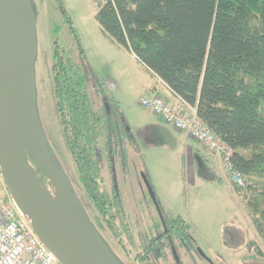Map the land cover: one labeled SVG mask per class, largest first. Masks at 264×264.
<instances>
[{"label": "trees", "instance_id": "1", "mask_svg": "<svg viewBox=\"0 0 264 264\" xmlns=\"http://www.w3.org/2000/svg\"><path fill=\"white\" fill-rule=\"evenodd\" d=\"M60 9L81 56L76 60L55 30L51 72L63 146L95 225L135 247L128 209L118 189L108 184L102 158L110 173L117 163L125 170L131 151L140 152L137 139ZM94 17L112 43L133 53L232 148L233 168L247 179L246 189L234 191L264 242V0H98ZM148 130L155 145L176 148L168 127L150 123ZM47 151L56 164L49 145ZM143 177L150 182L146 172ZM157 201L160 212L155 206L152 229L141 231L136 259L190 264L184 257L197 254L191 225ZM244 245L261 255L254 240Z\"/></svg>", "mask_w": 264, "mask_h": 264}, {"label": "rangeland", "instance_id": "2", "mask_svg": "<svg viewBox=\"0 0 264 264\" xmlns=\"http://www.w3.org/2000/svg\"><path fill=\"white\" fill-rule=\"evenodd\" d=\"M97 1L30 0L25 11L30 26H34V32L31 31V57L34 76V108L38 126L44 141L54 153L57 166L63 171L73 192L80 199L82 188L63 146L53 97L51 67L52 40L55 37V30L58 32L56 39L64 43L66 48H73L74 58L81 60L77 41L70 31L69 24L65 22L60 7L71 19L88 65L104 82L107 89L110 86L113 93L123 92L128 99V105L124 104L122 109L137 139L140 152L131 151L128 167L125 170L117 163L110 173L104 158H102V165L108 184H113L118 189L126 204L133 225L135 247H131L124 237L113 238L106 228L96 226L92 219L91 208L81 200L90 221L98 229L101 241L111 252L114 264H140L136 259L140 233L143 229L146 231L152 229V223L156 219L155 203L146 187L144 172L148 174L156 198L160 200L162 193L158 185L156 191L152 178L156 183L157 181L168 182L173 190L172 198L175 202L179 201L173 208L179 212L188 211L196 220L192 230L197 248H200L211 262L204 260L197 251L193 257H184L186 263L264 264V242L257 234L241 200L231 191L226 177L227 175L230 177V173L226 170L225 176L220 170L213 172L197 155L186 156L179 151L161 156L150 150L154 145L150 143L148 128L145 129L144 126L152 122L153 116L161 120L141 106L140 99L145 96L142 95L141 90L136 89L139 88L137 86L140 83L152 82V80L128 51L117 50L110 39L103 34L94 17ZM91 95L95 104L98 105L94 90H91ZM183 111L189 114L192 112L187 106ZM29 161L36 171L30 157ZM36 172L41 189L49 201L51 200L50 202H56L58 196L55 187L46 175L42 176L38 171ZM219 175L224 179L221 183L218 181ZM211 180L216 181L211 183ZM161 204L164 207L162 202ZM171 212L177 214L174 211ZM248 240H254L257 243L262 252L260 256L256 255L255 250L247 249L244 244ZM150 264L164 263L156 261Z\"/></svg>", "mask_w": 264, "mask_h": 264}, {"label": "water", "instance_id": "3", "mask_svg": "<svg viewBox=\"0 0 264 264\" xmlns=\"http://www.w3.org/2000/svg\"><path fill=\"white\" fill-rule=\"evenodd\" d=\"M30 0H0V170L7 188L41 242L61 264H114L111 252L86 214L81 199L54 164L34 108ZM35 43V38H34ZM33 159L57 191L50 202L40 187ZM148 192L160 212L149 180ZM199 254L208 256L197 248Z\"/></svg>", "mask_w": 264, "mask_h": 264}, {"label": "built area", "instance_id": "4", "mask_svg": "<svg viewBox=\"0 0 264 264\" xmlns=\"http://www.w3.org/2000/svg\"><path fill=\"white\" fill-rule=\"evenodd\" d=\"M183 104H186L182 100ZM145 109L156 115L171 130L184 131L207 149L218 154L230 173L233 189L243 191L247 179L233 168L232 148L214 131L201 122L193 107L190 114L184 106L176 107L161 96L151 95L140 99ZM0 264H61L41 242L30 220L12 198L0 170Z\"/></svg>", "mask_w": 264, "mask_h": 264}, {"label": "crops", "instance_id": "5", "mask_svg": "<svg viewBox=\"0 0 264 264\" xmlns=\"http://www.w3.org/2000/svg\"><path fill=\"white\" fill-rule=\"evenodd\" d=\"M111 44H114V43H111ZM114 46H116L117 50H119V51H128L125 48L120 47L116 44H114ZM128 52L131 54V56L133 57L135 62H137V64L139 66H142L144 68L146 74L149 76L150 80H152V82H148V81L145 82L144 81L145 83H140L137 86L139 88H137L136 90H141L140 92L142 93L143 96H146V95L147 96H151V95L162 96L167 101L171 102L174 106H184V107L186 106V104H183L181 98L176 96L160 78H158L157 76L152 74L144 65H142L140 62H138V60L136 59V57L133 53H131L130 51H128ZM108 90L120 102L121 107L123 109H124L125 105H128L127 104L128 99L126 98V96L123 92H118V94L116 92L113 93V90L110 88V86H108ZM187 106L190 107V105H188V104H187ZM153 118L154 119L152 120V122L145 124V126H144L145 129L148 128V125L150 123H159V124L163 125L161 123V121L157 120V118H155L154 116H153ZM171 132L175 135V137L177 138V142H178L175 149H169V148L164 147V146H157L153 143V141L151 139L150 143L153 144L154 147H151L150 150L160 154L161 156L165 155V154H170L171 152H179V151L181 153H183V155H186V156L194 157L195 155H197L202 160H204L206 166L209 167L213 172L216 173V172H218V170H220L221 173H223L225 176L227 175L226 170L223 166V162H222V160L218 154L207 149L205 146H203L201 143H199L197 140L192 138L188 133H186L184 131H177V130L173 131V130H171ZM149 135H150V133H149ZM220 175L218 176L219 183L224 181L223 177ZM226 177H227V181L230 185L231 191L233 193H235V191L232 187L231 181H230V177H228V175ZM200 181H203V180H200ZM214 181H216V180H211V183ZM157 183L152 178V184L154 185V188L156 189V191L158 188L157 185L159 186V189H161L160 192L162 194L160 196V201L163 203L165 209L168 211L176 212L177 213L176 215H180L193 228L194 223H196L195 218L193 216H191V214H189L188 211L182 210L179 212L173 208V206L178 205L179 201L175 202L174 198H172L171 191L173 192V190L170 188L169 183L168 182H159V181H157ZM166 187H168V188H166ZM176 200H178V199H176Z\"/></svg>", "mask_w": 264, "mask_h": 264}, {"label": "flooded vegetation", "instance_id": "6", "mask_svg": "<svg viewBox=\"0 0 264 264\" xmlns=\"http://www.w3.org/2000/svg\"><path fill=\"white\" fill-rule=\"evenodd\" d=\"M203 258V257H202ZM209 258V257H208ZM204 260H206L207 262H211V260H210V258H209V260H207L206 258H203Z\"/></svg>", "mask_w": 264, "mask_h": 264}, {"label": "bare ground", "instance_id": "7", "mask_svg": "<svg viewBox=\"0 0 264 264\" xmlns=\"http://www.w3.org/2000/svg\"><path fill=\"white\" fill-rule=\"evenodd\" d=\"M29 29H30V22L28 21Z\"/></svg>", "mask_w": 264, "mask_h": 264}]
</instances>
